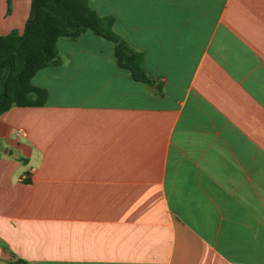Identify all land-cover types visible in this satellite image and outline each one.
Segmentation results:
<instances>
[{"label": "crops", "instance_id": "1", "mask_svg": "<svg viewBox=\"0 0 264 264\" xmlns=\"http://www.w3.org/2000/svg\"><path fill=\"white\" fill-rule=\"evenodd\" d=\"M30 4L0 0V36ZM88 5L150 83L57 40L44 105L0 116V264H264V0Z\"/></svg>", "mask_w": 264, "mask_h": 264}, {"label": "trees", "instance_id": "2", "mask_svg": "<svg viewBox=\"0 0 264 264\" xmlns=\"http://www.w3.org/2000/svg\"><path fill=\"white\" fill-rule=\"evenodd\" d=\"M112 19L89 7L88 0H31L23 32L0 36V116L13 107H41L47 93L31 79L47 66L60 63L56 43L90 33L115 43L119 66L132 77L149 84L142 68L143 55L130 49L112 31Z\"/></svg>", "mask_w": 264, "mask_h": 264}, {"label": "built area", "instance_id": "3", "mask_svg": "<svg viewBox=\"0 0 264 264\" xmlns=\"http://www.w3.org/2000/svg\"><path fill=\"white\" fill-rule=\"evenodd\" d=\"M23 131L22 130H20V133H22Z\"/></svg>", "mask_w": 264, "mask_h": 264}]
</instances>
